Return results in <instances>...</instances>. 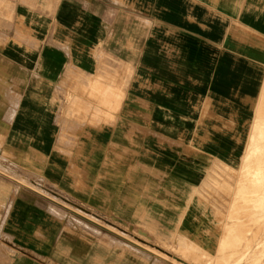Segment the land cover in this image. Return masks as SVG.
Segmentation results:
<instances>
[{"label": "crops", "instance_id": "crops-1", "mask_svg": "<svg viewBox=\"0 0 264 264\" xmlns=\"http://www.w3.org/2000/svg\"><path fill=\"white\" fill-rule=\"evenodd\" d=\"M11 15L0 30V237L16 251L7 264H53L46 258L73 239L62 204L42 192L164 231L152 202L177 207L161 193L166 185L197 190L207 166L205 156L195 164L158 141L185 137L207 112L253 111L264 81V0H13ZM70 75L86 87L73 102L96 114L118 107L113 121L79 126L66 115ZM160 172L169 184L142 183ZM132 191L148 192L147 203L122 196ZM186 205L173 212L177 224ZM75 238L93 249L91 236Z\"/></svg>", "mask_w": 264, "mask_h": 264}, {"label": "rangeland", "instance_id": "rangeland-1", "mask_svg": "<svg viewBox=\"0 0 264 264\" xmlns=\"http://www.w3.org/2000/svg\"><path fill=\"white\" fill-rule=\"evenodd\" d=\"M5 1L12 7L0 6V30L7 28L8 22L12 21L13 0ZM70 76L72 79L68 85H65L67 91L63 97L64 104L70 109L66 115L79 126L85 123L96 124L103 121H113L118 107L103 106V110L96 114L93 108H81L73 102L71 94L77 91L85 93L86 87L74 75ZM122 79L120 88L123 89L127 79L125 80V76ZM112 94L114 95V92ZM84 98L88 99V96H84ZM122 100L123 96L119 99V103ZM255 100L256 102L252 106L253 111L223 112L218 113L217 118L212 116L213 113L207 112L198 122H195L196 126H192L185 137L178 135L169 141L167 139L158 141L161 146H173L178 156L189 159L195 164L201 161V156H206L210 160L214 157L212 161L220 158L225 165L222 182H231V185L219 184L211 187L209 192L212 194L207 198L202 195V192L193 190L179 181L174 186L166 185L169 188L168 191H158L169 197L172 195L173 199H177L178 206L172 208H163L158 202H152L155 207L153 210L164 215L163 218H160V221L163 222L156 224L164 228V231L167 230L166 232H151L134 219L130 220L114 213L101 214L103 217L91 214L82 208L83 204L81 203L80 207H77L78 205L72 203L71 199L69 201L65 197H55L48 192H42L40 188H36L62 204L64 222H66V224L64 223V231L68 233L69 237H73V239L69 238L60 244L58 243L57 254L46 259L51 258L53 264H184L181 262V257H184L188 264H196L191 255H183L181 252L197 251L209 253V264H264V208L260 211V204L264 205V201L251 198L247 188L237 197L235 194L237 180L242 179V173L238 166L243 153L230 151L237 145L235 144L237 141L241 142L242 146L247 145L246 140L251 132L253 119L258 115L264 117V86H261L259 95ZM81 104L85 106L84 102ZM227 116L232 118H227ZM215 123L245 124L246 126H211ZM75 131L81 132L82 128L78 127ZM258 146L264 147V144L259 143ZM258 152L257 148L255 154L259 155ZM10 161L16 168L18 167L17 169H21L16 160ZM0 162L2 161L0 160ZM248 171L247 175L249 176L250 167H248ZM162 174L161 172L159 175L148 176L145 174L142 183L155 182L162 186L169 184L166 182L167 177ZM18 179L22 183L32 186L24 178L18 176ZM162 186L160 189H164ZM242 189L244 187H240V191ZM124 195H132L131 197L136 195L142 204L147 203L145 199L148 192L146 191H132L123 193L122 196L124 197ZM189 195L192 198L195 197L190 203L196 202L198 204V208L192 211L190 215L196 219L189 223L192 231L181 234L184 237L178 241L180 247L173 249L166 245V243H171L173 228L176 225L178 227L185 226L188 222V219L185 218L183 225L182 223L177 224L178 217H175L173 212L181 211L180 208L186 205L185 198ZM196 228L202 229L198 231ZM125 231L126 233H124ZM3 235L6 237L5 234ZM82 235L91 236L94 239L93 249L90 240L75 238L76 236L82 237ZM136 236L142 240H138ZM4 237H0V263L7 264L16 251L8 246L6 239L3 240ZM144 240L147 242H143ZM155 246L163 247L171 252L174 251L175 258L164 257L153 248ZM89 250L95 254L88 256L86 253Z\"/></svg>", "mask_w": 264, "mask_h": 264}, {"label": "bare ground", "instance_id": "bare-ground-1", "mask_svg": "<svg viewBox=\"0 0 264 264\" xmlns=\"http://www.w3.org/2000/svg\"><path fill=\"white\" fill-rule=\"evenodd\" d=\"M243 67H244V65H243ZM225 70H227V69H225ZM262 70L264 71V65H262ZM263 76H264V74H263ZM262 86H264V83L262 84ZM240 143L241 142L237 141L235 143L237 145H235L232 149H230V151H234V152L237 151L238 153L239 152L243 153V155L240 157L239 161H241V162L238 166L239 171L241 170V173H242V179H239L240 181L237 180V188L235 190V194L238 197L247 188V192L251 194V198H257V201H264V147L258 146L259 143L264 144V117L262 115H258L253 119V123L251 125V132L249 133L248 139L246 140L247 145L242 146ZM239 147H240V149H239ZM257 148L259 150V152H258L259 155L255 154V152L257 151ZM212 157H213V155H212ZM213 158H212V160H213ZM205 159H206V166H207V172H206L207 175H206L203 183L197 189V191L202 192V195L205 196V198H207V197H210V194H212L209 192L211 187H213L215 185H219V184L231 185V182H227V181H224V183L222 182L223 181V175H224L223 174V172H224L223 167H225V165H223L222 160L220 158L212 161L205 156ZM248 167H250L249 176L247 175L249 173ZM240 187H244V189H242L240 191ZM194 198L195 197L192 198V196H190V198L187 202V205L183 210V213H182L183 217L182 218L185 219V216H187L189 212H190V214H192V211H194V209L198 208V204L196 202L190 203V201L191 200L193 201ZM263 208H264V205L260 204V211H262ZM180 223H182V225H183L184 222L181 220ZM181 228H184V226L178 227V230H176L174 232L175 235L173 234V237L171 239V243H169V244L166 243L167 246H170L173 249L180 247L179 246L180 242H178V241L180 240ZM196 229L198 230V228H196ZM143 242H147V241L144 240ZM192 245H194V244H192ZM153 248H155L159 253H161V255H163L166 258H169V259L175 258V252L174 251H172V252L168 251V250H166L160 246H155ZM181 254L191 255L192 256L191 258H193L195 260L196 264H209L210 263L209 262L210 257H208L209 253H203V252L201 253V252H197V251H191L190 253H185L182 251ZM196 255H197V257H196ZM181 259H182L181 262H183L184 264H188V261L184 257H181Z\"/></svg>", "mask_w": 264, "mask_h": 264}]
</instances>
